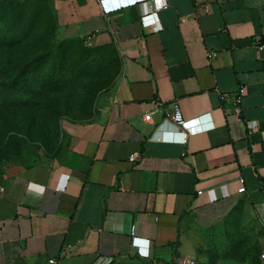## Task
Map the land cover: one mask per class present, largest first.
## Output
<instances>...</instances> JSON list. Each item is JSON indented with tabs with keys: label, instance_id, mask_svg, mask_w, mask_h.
<instances>
[{
	"label": "crops",
	"instance_id": "0c3cea01",
	"mask_svg": "<svg viewBox=\"0 0 264 264\" xmlns=\"http://www.w3.org/2000/svg\"><path fill=\"white\" fill-rule=\"evenodd\" d=\"M45 1L60 38L114 47L120 76L59 158L0 166V264H204L238 208L264 225V0H164L157 30L153 0ZM175 102L185 144L164 141Z\"/></svg>",
	"mask_w": 264,
	"mask_h": 264
},
{
	"label": "rangeland",
	"instance_id": "374dc122",
	"mask_svg": "<svg viewBox=\"0 0 264 264\" xmlns=\"http://www.w3.org/2000/svg\"><path fill=\"white\" fill-rule=\"evenodd\" d=\"M7 6L24 11L21 20L24 22V19H28L29 23L23 27H12L9 18L0 12V43L4 38L12 41L24 36L35 38L48 34L50 37L54 36L51 42L56 44H79L74 39L58 36L54 15L51 14L46 3L37 2L26 5L11 0H0V10ZM13 16H17V13ZM12 28L15 29L12 30ZM30 29L32 30L29 32ZM83 47L91 52L90 60L93 61V65L82 69L80 82L84 86H89L97 78L98 85L94 87L96 91L91 96V92L84 86L80 90L76 87L71 89L65 87V90L51 95V101L55 102V106L58 105V109H61V117L52 124H46L41 111L35 116L27 117L21 112H29V109H15L26 101L21 95L26 92L23 87L13 89L8 84H4L5 87L9 86L8 90L4 91V87L0 86V101L5 98L4 96H8L5 98L8 104H5L6 107L0 106V109L14 105V111H16L6 121L12 129L0 138V166L21 154L49 159L59 158L64 150L67 126L91 122L100 114L105 105V99L120 76L118 59L112 45L101 48L85 43ZM1 52H4L2 48H0ZM5 70L0 64V80L4 79L2 78L4 75L1 74H5ZM93 74L96 75L94 78L87 77ZM32 111L34 112V110L30 112ZM8 113L11 112L6 114ZM4 127L6 126L3 125ZM211 240L212 244L202 252L204 264H261L260 256L264 253V225L248 222L243 208L234 211L220 232L213 234Z\"/></svg>",
	"mask_w": 264,
	"mask_h": 264
},
{
	"label": "trees",
	"instance_id": "16d2710c",
	"mask_svg": "<svg viewBox=\"0 0 264 264\" xmlns=\"http://www.w3.org/2000/svg\"><path fill=\"white\" fill-rule=\"evenodd\" d=\"M11 1L26 5L37 2L47 4L45 0ZM48 7L52 14V9L49 5ZM0 12L9 18L12 27H23V25L29 23L28 19H24V22H22L21 17L24 11L20 9L7 6L2 8ZM15 13H17V16H13ZM14 29L12 28V30ZM52 39H54V36L50 37L46 34L35 38L24 36L12 41L4 38L0 43V48L4 51L0 53V64L6 69L5 74H1L2 76L4 75L2 77L4 79L0 80V86L4 87V91H7L9 86L13 89L23 87L26 92L21 95L26 101L15 109H29V112H21L22 115L25 114L27 117L35 116L37 112L41 111L47 125L54 123L61 117V109H58V105L55 106V102L51 101V95L65 90V87L70 89L76 87V89L80 90L84 86L80 82L82 69L93 65V61L90 60L92 57L91 52L83 47L85 46L83 40L74 39L79 42V44L74 45L56 44L51 42ZM113 50L116 53L114 47ZM117 59L120 69L118 56ZM95 76L93 74L87 77L94 78ZM4 84L9 86L5 87ZM97 85L98 79L96 78L94 83L84 87L91 92L92 96L96 91L94 87ZM30 89L32 90L30 91ZM85 95L90 96L88 93H85ZM4 97L8 98V96ZM5 98L0 101L1 107H6L5 104H8ZM31 104H33L32 107ZM7 107L0 109V138L12 129L6 121L11 114L16 112L14 111V105ZM31 110H34V112H30ZM7 112L11 113L6 114ZM3 125L6 127L3 128Z\"/></svg>",
	"mask_w": 264,
	"mask_h": 264
},
{
	"label": "built area",
	"instance_id": "2783aa9c",
	"mask_svg": "<svg viewBox=\"0 0 264 264\" xmlns=\"http://www.w3.org/2000/svg\"><path fill=\"white\" fill-rule=\"evenodd\" d=\"M151 4L152 10L151 13L142 16L140 18L141 24L145 28H152L154 30L158 29V20L156 19V11L162 10L166 8V4L164 0H153L152 2H148ZM264 48V44H258V49L261 50ZM244 91L240 90L236 95H235V103L239 106L241 103V97L243 95ZM236 112H239V109H236ZM152 118V113H147L144 114L143 120L145 122H151ZM206 118V117H205ZM207 119V118H206ZM208 120V119H207ZM163 124H169L172 126L175 131H176V136H166L164 138V141L168 142H178L180 144H185L187 141V133L184 131L187 128L188 122L183 119L180 106L178 103H172L171 106L167 109H163ZM212 128L211 122L208 124H205L203 126L204 130H209ZM139 155L138 154H133L129 157L130 162H134L138 159ZM239 188L237 192L239 194H242L245 192V186H244V181L243 179H239ZM0 190L1 187H0ZM135 235V231L132 232V236ZM260 262L261 264H264V253L261 254L260 256ZM189 264H194L193 262H190Z\"/></svg>",
	"mask_w": 264,
	"mask_h": 264
}]
</instances>
